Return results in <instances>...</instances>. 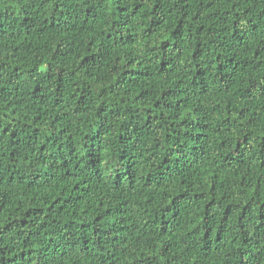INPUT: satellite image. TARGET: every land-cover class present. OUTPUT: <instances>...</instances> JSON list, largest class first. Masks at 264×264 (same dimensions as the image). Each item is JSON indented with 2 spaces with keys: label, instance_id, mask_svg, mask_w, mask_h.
Returning <instances> with one entry per match:
<instances>
[{
  "label": "trees",
  "instance_id": "trees-1",
  "mask_svg": "<svg viewBox=\"0 0 264 264\" xmlns=\"http://www.w3.org/2000/svg\"><path fill=\"white\" fill-rule=\"evenodd\" d=\"M0 264H264V0H0Z\"/></svg>",
  "mask_w": 264,
  "mask_h": 264
}]
</instances>
